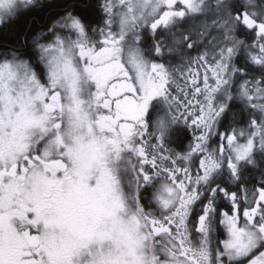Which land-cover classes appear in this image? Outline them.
Here are the masks:
<instances>
[{"label":"snow or ice","instance_id":"snow-or-ice-1","mask_svg":"<svg viewBox=\"0 0 264 264\" xmlns=\"http://www.w3.org/2000/svg\"><path fill=\"white\" fill-rule=\"evenodd\" d=\"M34 4L0 0V25ZM97 20L0 51V264H264V171L251 196L245 177L264 168V0H97ZM161 31L181 66L144 46ZM237 108L247 128L220 131Z\"/></svg>","mask_w":264,"mask_h":264},{"label":"flooded vegetation","instance_id":"flooded-vegetation-1","mask_svg":"<svg viewBox=\"0 0 264 264\" xmlns=\"http://www.w3.org/2000/svg\"><path fill=\"white\" fill-rule=\"evenodd\" d=\"M49 1H51V0H35V4L33 6H31L28 10L24 11L23 13H25V12L31 10V9H36V8L40 9L43 5H45ZM99 2L102 3L103 0H99ZM67 12H73V11L72 10H67V11H64L63 13H61V15L57 16V18L53 19L48 24V28L52 26V24H53V22L55 20H57L61 16L65 15ZM15 19H13L12 21H14ZM201 22H203V25L201 24ZM9 23L10 22L5 23L3 25H0V29L3 28L4 26H7V24H9ZM211 23H212L211 18L201 15V16H197L194 19H190L187 24L182 25L180 28L176 29L175 31H176L177 35H179V34H187V32L189 30L201 31L205 24L211 25ZM46 31L38 30V31H36L35 34L45 33ZM212 34L216 35V36L219 35L218 31H214V30L212 31ZM241 39H244V37H241ZM156 41H162L163 44L165 45V56L163 58V62L164 63L170 64L173 67H179V66L182 65L183 61H182V58L179 55H169L168 52H167L168 47L171 46L172 42H173V36L170 33L161 31L155 36L154 39H153V36H152V34L150 32L146 33L145 39H144V46L146 48H151V46ZM249 42H251V41H249ZM183 48H184V51L187 53L186 45H183ZM8 50H11V49H8ZM196 54H197L196 52H192L191 53L192 56H195ZM233 111L236 113L235 122H233V120L231 119V114H230V119L225 122V127L220 128V131L223 132V131H225L226 128H227V130L231 131V129L235 128L237 130V133H239V131L241 129H246L247 128L248 121L250 119V117L248 115V112L245 111L243 113V120L241 121L240 109L237 108V109H234ZM213 139L215 141V138H213ZM192 141H193V132H192V130H188L186 135H181L179 137V139L176 140L175 143L169 144L168 147H170V148H172V149H174L176 151H181V150L186 151L188 149L190 143H192ZM241 142H243V141H241ZM214 146H215V144H214ZM256 159H257L258 163H264V161H261L259 155H257ZM260 171H264V168H260V169H255L254 168V169H251L250 171H246L245 172V177L248 180L247 187L249 189V196H251L252 189L255 186L258 185V182L260 180ZM233 190H235V189H233ZM241 196H243L242 192H241ZM223 231H224L223 228L220 227L219 228V232L214 234V237H213L214 244H215V241L217 239H222L223 238Z\"/></svg>","mask_w":264,"mask_h":264},{"label":"trees","instance_id":"trees-1","mask_svg":"<svg viewBox=\"0 0 264 264\" xmlns=\"http://www.w3.org/2000/svg\"><path fill=\"white\" fill-rule=\"evenodd\" d=\"M72 10L89 21L97 20V0H51L40 9L20 14L14 21L0 29V51L16 48L21 51L31 41L36 31L48 29V24L64 11ZM96 24H93L95 27Z\"/></svg>","mask_w":264,"mask_h":264},{"label":"rangeland","instance_id":"rangeland-1","mask_svg":"<svg viewBox=\"0 0 264 264\" xmlns=\"http://www.w3.org/2000/svg\"><path fill=\"white\" fill-rule=\"evenodd\" d=\"M210 2L214 3V0H210ZM201 24L203 25V22H201ZM46 32H47V31H46ZM46 32H45V33H46Z\"/></svg>","mask_w":264,"mask_h":264}]
</instances>
